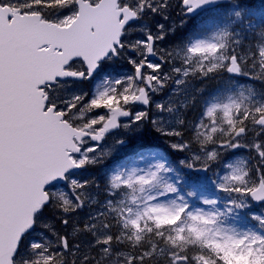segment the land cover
Returning <instances> with one entry per match:
<instances>
[{"label": "snow or ice", "instance_id": "1", "mask_svg": "<svg viewBox=\"0 0 264 264\" xmlns=\"http://www.w3.org/2000/svg\"><path fill=\"white\" fill-rule=\"evenodd\" d=\"M176 6L0 0V264H264V0Z\"/></svg>", "mask_w": 264, "mask_h": 264}, {"label": "rangeland", "instance_id": "2", "mask_svg": "<svg viewBox=\"0 0 264 264\" xmlns=\"http://www.w3.org/2000/svg\"><path fill=\"white\" fill-rule=\"evenodd\" d=\"M171 3L173 4V8L170 10V18H169V20H167V21H163V20H161V22L162 23H164L165 25H166V27L167 26H175L176 27V29L177 28H179L180 27V23H181V15H180V10H179V7H177L176 5L178 4V0H171ZM186 19V18H185ZM150 24H151V18L149 19V21H148ZM136 35H139L138 33L136 34ZM172 34L170 33L169 34V40L168 41H165V42H162V46H170V44L171 43H173L172 42ZM130 72V65H128V63H127V59H125V58H120V59H118L115 63H113V64H110L109 66H108V68H107V72L105 73V74H102V76L101 77H97L96 79H95V82L93 83V84H91V85H89V87H95V84H99L100 82H101V80H102V78H103V75H106V74H108V73H111L113 76H115V75H124V74H126V73H129ZM241 78V77H240ZM237 80H239V81H241L242 79H243V77L241 78V80L239 79V78H236ZM242 83L244 82V81H241ZM209 84H213V82L212 81H209L208 82ZM221 82L219 81V82H216V83H214L216 86L218 85L219 86V84H220ZM217 88V87H216ZM167 98V89L165 90V92L164 93H161V94H159V95H157L156 97H155V99L157 100V101H162V100H164V99H166ZM199 110H200V105L198 104L197 105V108L195 109V110H192V113L191 114H187L188 116H189V118H191V119H194L198 114H199ZM150 130H151V128H150ZM151 132H154V131H152L151 130ZM155 133V132H154ZM158 134L157 133H155L154 135H151V142H154V137H156ZM160 137V136H159ZM161 139H162V141L164 142V146H162L161 148H159V147H157V145H160V143H157V144H155L154 145V147L155 148H158L160 151H165V149H169L168 148V145H167V143H166V141H165V138L164 137H160ZM112 143H113V137H111L109 140H108V142L103 146V147H105V148H108V147H111L112 146ZM135 143H140V144H142L141 143V141H139V142H134V144L133 145H135ZM132 144H130L129 146H128V148H129V150L132 148V146H131ZM166 153V152H165ZM125 155H126V153L125 152H114L113 153V155L111 156V157H109L108 159H106L105 160V162H104V164H102L101 166H100V168L102 169V168H105V167H107L105 164H107V163H110V165H111V163L112 162H116V161H118V160H122V159H124V157H125ZM177 155H180V154H174V155H172V160H175L176 159V157H177ZM227 155V154H226ZM239 155H244V153H243V151L242 150H240L239 151ZM171 156V153L169 152V157ZM98 171V170H97ZM217 171H220V169H217ZM200 175H205L204 173H201ZM207 175L209 176V177H212V172L210 171L209 173H207ZM252 212L254 213V214H257V215H259V214H262V213H264V208H262L261 206H257V205H254L253 204V208H252Z\"/></svg>", "mask_w": 264, "mask_h": 264}, {"label": "trees", "instance_id": "3", "mask_svg": "<svg viewBox=\"0 0 264 264\" xmlns=\"http://www.w3.org/2000/svg\"><path fill=\"white\" fill-rule=\"evenodd\" d=\"M252 2L253 3H259V0H252ZM191 26H192V24H189L185 29H177V34L187 31ZM172 38H173L172 42L174 43L175 38L174 37H172ZM212 82H214V81H212ZM204 87H205L206 93L211 92V86L208 82L206 83V85H204ZM191 113H192V111H190L188 114H191ZM188 119H189V116H188Z\"/></svg>", "mask_w": 264, "mask_h": 264}, {"label": "bare ground", "instance_id": "4", "mask_svg": "<svg viewBox=\"0 0 264 264\" xmlns=\"http://www.w3.org/2000/svg\"><path fill=\"white\" fill-rule=\"evenodd\" d=\"M189 119H191V118H189Z\"/></svg>", "mask_w": 264, "mask_h": 264}]
</instances>
